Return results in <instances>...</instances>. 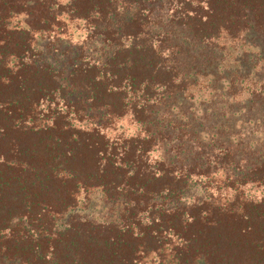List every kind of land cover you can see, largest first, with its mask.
Instances as JSON below:
<instances>
[{"label": "trees", "instance_id": "1", "mask_svg": "<svg viewBox=\"0 0 264 264\" xmlns=\"http://www.w3.org/2000/svg\"><path fill=\"white\" fill-rule=\"evenodd\" d=\"M0 264H264V0H0Z\"/></svg>", "mask_w": 264, "mask_h": 264}, {"label": "rangeland", "instance_id": "2", "mask_svg": "<svg viewBox=\"0 0 264 264\" xmlns=\"http://www.w3.org/2000/svg\"><path fill=\"white\" fill-rule=\"evenodd\" d=\"M132 128H133V126H132Z\"/></svg>", "mask_w": 264, "mask_h": 264}]
</instances>
